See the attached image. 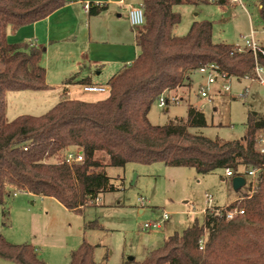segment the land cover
Returning <instances> with one entry per match:
<instances>
[{"label": "trees", "instance_id": "obj_1", "mask_svg": "<svg viewBox=\"0 0 264 264\" xmlns=\"http://www.w3.org/2000/svg\"><path fill=\"white\" fill-rule=\"evenodd\" d=\"M199 1L142 0L144 23L132 28L138 55L108 80L104 99L65 98L42 115H20L8 121L7 92H42L49 86L39 64L44 49L8 43L7 29L17 31L43 20L67 0H0V207L12 192H19L53 198L67 211L80 212L100 195L117 190L105 169L129 163H162L192 168L201 175L227 169L237 174L264 165V155L256 147V137L264 131V115L248 112L243 137L232 141L194 132L207 122L203 112L191 105L186 118H174L163 126L148 121L157 98L164 91L191 88V77L202 66L214 64L236 79L254 77L256 65L264 68L261 53L254 57L250 50L236 52L234 45L214 42L209 21L193 22L183 36L174 34L181 21L174 8ZM203 1L228 4V0ZM259 6L264 25V0ZM103 10L105 6L89 4L87 11L96 16ZM87 83L71 77L64 85ZM77 151L83 154V162L69 166L66 154ZM258 180L251 196L244 194L230 205L243 210V215L226 221L225 214L208 212L201 224L195 221L166 237L141 262L132 258L124 264H264L263 173ZM93 228L99 226L86 224V229ZM205 234L204 248L199 250ZM95 248L82 240L70 252L68 264H96ZM0 258L14 264H45L32 246L10 244L1 234Z\"/></svg>", "mask_w": 264, "mask_h": 264}, {"label": "rangeland", "instance_id": "obj_2", "mask_svg": "<svg viewBox=\"0 0 264 264\" xmlns=\"http://www.w3.org/2000/svg\"><path fill=\"white\" fill-rule=\"evenodd\" d=\"M260 1L240 0V4L228 1L226 5H215L201 0L196 5L176 6L174 9L180 14L181 21L174 28V34L183 36L193 22L205 20L212 23V40L216 43L242 46V39L248 38L253 29L256 31L255 40L264 46ZM124 2L135 6L142 0ZM52 77L50 74L52 84L45 92L49 95H61V82ZM199 83H204V78L195 72L191 88L183 87L172 92L178 96L190 97L189 101L182 99L177 104L170 103L165 107H158L155 102L147 116L150 124L166 125L174 118H186L189 105L200 107L203 101L195 94ZM98 84L106 85L105 82ZM227 84L229 92L214 97L212 105L204 104L202 112L207 126L194 132L210 139L238 140L244 135L248 112L264 115V89L257 82L232 77ZM218 88L219 85L212 86L210 90L215 92ZM72 92L88 102L104 99L107 95L84 93L79 87H74ZM43 94L44 92H7L6 119L11 121L15 115L39 116L44 113V108L31 110L20 103L22 100L28 101L32 96L38 99L45 95ZM258 134L264 136V131ZM106 172L117 190L100 195L97 203L88 204L80 212L64 211L49 201L27 197L24 193L18 194V197H10L5 205L8 211L6 220L3 219L0 207V234L10 244L32 246L45 264H68L70 252L77 249L82 240L98 245L94 257L96 264H124L131 257L136 262H141L148 251L163 244L169 235L167 227L181 233L195 221L201 224L204 218L201 210L208 206L207 196L213 198V206L223 207L235 196L248 192L246 186L240 192H235L232 189V179L227 182L222 180V170L201 175L192 168L166 167L162 163H129L124 168L108 167ZM16 198L22 200L21 206L11 209V202ZM140 208H144L142 215L138 213ZM163 212L169 214V219L161 225V229L143 228L144 224L158 220ZM89 222H95L99 228L86 229ZM0 264L14 263L0 258Z\"/></svg>", "mask_w": 264, "mask_h": 264}, {"label": "crops", "instance_id": "obj_3", "mask_svg": "<svg viewBox=\"0 0 264 264\" xmlns=\"http://www.w3.org/2000/svg\"><path fill=\"white\" fill-rule=\"evenodd\" d=\"M120 1L123 3L121 4ZM89 4H92L94 7L105 6V10L96 16H90L85 9V6ZM111 6H114V8H111ZM128 6L130 5H126L124 0H67V4L64 7L43 20L22 27L17 31L8 28V43H30L34 47L44 49L39 64L45 69V80L49 89L52 84L49 80L50 74L53 75V80H57L59 83L61 82V95H49L45 91H42L45 94H43L44 96L38 99H34V96H32L28 101L22 100L20 102L21 105H26L31 110L44 108L42 110L46 111L42 112L45 113L65 98L83 101L84 98L79 95L76 96L72 92L74 87L81 89L82 85H64L67 79L74 77L75 82L86 80L88 82L87 84L104 86L98 83H107L124 66H129L137 57L138 49L135 44L134 33L128 23ZM181 97L188 101L190 99V97H187L188 99L183 96ZM29 102L31 103L28 104ZM50 104H53L52 107L45 109ZM44 113H41V115ZM18 116L15 115L14 118ZM222 178L225 182L230 179L224 176V171L222 172ZM24 194L27 197L49 201L64 211L66 210L53 198L40 197L29 193ZM17 195H12L11 197H18ZM241 196H235L230 203ZM20 203H22V200L14 199L11 202V209L21 206ZM5 205L6 202L1 207L3 210L2 215L5 214L6 218H8V211ZM138 213L140 215L144 214V208H140ZM161 228L162 226L159 229ZM167 230V234H169L167 236L175 233L172 227H167ZM95 252L96 248L93 258L95 257ZM129 259H132V257Z\"/></svg>", "mask_w": 264, "mask_h": 264}, {"label": "built area", "instance_id": "obj_4", "mask_svg": "<svg viewBox=\"0 0 264 264\" xmlns=\"http://www.w3.org/2000/svg\"><path fill=\"white\" fill-rule=\"evenodd\" d=\"M232 4H240V0H228ZM122 4L123 2L120 1ZM85 9L88 10V5L85 6ZM128 23L131 28L138 27L143 25L144 17H143V5L142 3L135 6H128ZM262 32L264 33V26L262 28ZM255 30H251L248 38L242 39V46L234 45V51L243 52L245 50H250L254 57H256V53L259 52L264 55V46L261 45V42L255 40ZM199 75L204 78V83H199L196 90V97L203 101L200 107H195L197 110H203L204 104H213L214 97L218 95H222L230 91V87L227 84L228 78L223 72H220L218 67L214 64H208L200 67L196 71ZM251 82H257L264 89V68L257 66L255 67V76L254 77H246ZM219 85V88L215 92H211L210 87ZM81 90L84 93H106L108 92L107 86H99L93 84H85L81 86ZM247 91V89H245ZM182 101V97L172 92L164 91L156 100L158 107H165L170 103L177 104ZM256 147L260 154L264 155V136L262 134H258L256 137ZM65 162L71 166L73 164L82 163L84 160L83 154L80 151L77 152H69L66 154L64 158ZM263 173L264 175V165L261 168H249L246 171L241 170L237 174H234L232 170L227 169L224 170V176L226 178L233 179L234 177H242L245 180V185L248 188V192L246 195L251 196L257 188L259 175ZM19 192H14L13 196H16ZM207 204L208 206L205 209L201 210L202 214H207L208 212L217 211L219 214H225L226 221L232 220L234 217L243 215V210L239 208H231L230 204H227L223 207H218V210L215 209L216 206H213V198L211 196H207ZM240 197L238 200H242ZM98 199L95 201L97 203ZM140 201V200H139ZM169 214L163 212L161 217L158 220L152 221L150 223L144 224L143 228L145 230H149L152 228L159 229L161 225L168 220ZM206 235V234H205ZM199 241V250L204 248V244L206 241V236Z\"/></svg>", "mask_w": 264, "mask_h": 264}, {"label": "water", "instance_id": "obj_5", "mask_svg": "<svg viewBox=\"0 0 264 264\" xmlns=\"http://www.w3.org/2000/svg\"><path fill=\"white\" fill-rule=\"evenodd\" d=\"M231 183L232 189L235 192H238L245 185V180L242 177H234Z\"/></svg>", "mask_w": 264, "mask_h": 264}]
</instances>
